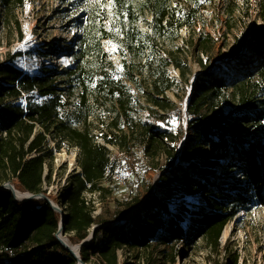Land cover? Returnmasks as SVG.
Returning a JSON list of instances; mask_svg holds the SVG:
<instances>
[{
  "label": "trees",
  "instance_id": "obj_1",
  "mask_svg": "<svg viewBox=\"0 0 264 264\" xmlns=\"http://www.w3.org/2000/svg\"><path fill=\"white\" fill-rule=\"evenodd\" d=\"M171 1L114 0L116 13H127L129 29L135 27L130 32L125 31L122 43L127 50L123 53L124 77L136 86L135 94L140 90L141 81L145 82L143 97L148 119L135 122L132 118L131 105L135 94L122 82L110 86L114 105L118 106L119 118L131 133L136 127L140 129L144 139L139 145L144 146L146 156L151 152L166 154V166L160 172L170 168L177 159L176 145L170 147L168 142L173 140L168 139L166 127L174 116L180 117V110L166 95L174 86L167 69L175 67L187 80L190 69L188 57L182 54V46L190 47L191 55L205 68L200 56H208L214 44L211 35L189 36L181 47L176 46L167 54L160 50L157 57L155 47L167 40L174 43L183 28L191 27L198 9L195 5L213 0H194L195 5L187 11L173 7ZM24 3L25 0H0L7 27L18 26L17 11ZM232 11L233 8L229 7L228 13ZM148 13L151 32L143 35L136 24ZM120 26L125 29L124 24ZM169 31L172 34L167 37ZM79 46V59H84L90 51L85 43ZM96 46L101 48L99 42ZM254 50L255 64L245 65L241 78L225 79L203 69L189 101L186 113L188 139L177 167L159 177L155 191L147 200L150 211L144 217L131 225L95 231L92 242L80 252L84 264L92 263V257H97L96 264H118V253L125 247L152 250L154 245L168 248L199 238L209 247L218 249L226 226L239 209L264 206V40L256 41ZM13 59L0 63V185L12 182L17 190L46 195L43 190L44 167L50 151L43 146L49 131L46 124L58 115L59 99L54 97L58 89L52 85L49 76L34 77L23 73L13 65ZM138 64L147 67L145 73L135 71ZM36 89L53 98L40 106L29 103L23 107L14 103L23 94ZM229 89L237 105L227 113L221 109L212 115L203 113L210 106H218ZM37 125L43 131L36 132ZM240 126L246 131L238 132ZM114 129L118 130L117 125ZM67 130L69 140L80 149L82 173L74 176L63 198L68 205L63 231L64 235L72 234L73 240L81 242L90 235L92 227L108 223L97 221L93 215L96 209L84 193L103 190L100 184L110 168V158L106 147L96 145L87 131ZM178 133L180 139L182 126ZM106 141L116 143L113 138ZM177 141L178 138L175 144ZM153 173L150 172V178ZM226 175L230 176L225 179ZM169 180L177 182L182 197L201 193L211 199L210 204L194 211L184 205L173 209L170 198L174 191L165 187ZM54 203L58 205L59 200ZM125 215V211L121 212L117 219ZM61 219L45 199L17 201L10 192L0 191V264H78L57 241ZM187 219L188 229L183 225ZM161 256L165 259V250L161 251ZM172 260L175 262L174 257Z\"/></svg>",
  "mask_w": 264,
  "mask_h": 264
},
{
  "label": "rangeland",
  "instance_id": "obj_2",
  "mask_svg": "<svg viewBox=\"0 0 264 264\" xmlns=\"http://www.w3.org/2000/svg\"><path fill=\"white\" fill-rule=\"evenodd\" d=\"M226 1H202L198 5L194 0L171 1L172 6H178L179 10L187 11L194 5L198 9L191 27L183 28L174 43L167 40L161 43L162 46L155 47L154 54L158 57L160 50L162 54H167L176 46L181 47L186 43L189 36L197 37L199 34L211 35L214 44L208 56H200L205 68L196 62L190 47L182 46V54L188 57L190 69L187 80L180 76V71L175 67L167 69L174 86L166 95L180 110V117L174 116L166 127L168 139L173 140L168 142L170 147L176 145L177 159L163 172L159 170L166 166V154H144V146L139 145L144 139L143 134L138 127L131 133L123 124L110 90L112 83L117 85L122 82L130 87L132 93L136 91V86L128 83L124 77L123 53L127 52L122 44L124 34L135 28L129 29L127 13H116L114 0H25L24 6L17 11L18 26L12 28L7 27L4 8L0 5V63L14 57L13 65L16 68L34 77L49 76L52 85L58 89L54 95L59 99L58 115L46 124L49 131L43 148L50 152L44 167L43 190L51 204L59 200V204L55 205L62 211L61 216L62 213L67 215L68 205L63 198L74 176L82 173L80 149L69 140L67 129L87 131L96 145L106 147L109 152L110 168L100 184L103 190L84 193V197L96 209L93 215L97 221L108 222L94 227L131 225L150 211L147 200L155 191L159 177L177 167L186 145L188 132L184 109L198 76L206 69L208 73L225 79L241 78L244 66L255 64L254 44L264 40V0ZM229 7L233 8L232 13H228ZM150 22L148 13L140 18L136 28L143 35H150ZM123 24L125 29L120 26ZM171 34L169 31L166 36ZM98 42L101 48L96 46ZM82 43L90 53L84 59H79L78 50ZM146 70L147 67L142 64L135 68L136 72L145 73ZM144 89L145 82L141 81L140 90L134 93L131 116L135 122L148 119ZM231 91L229 89L226 96L221 98L218 106H210L203 113L212 115L220 109L224 113L231 110L238 103ZM52 98V95L44 96L36 89L23 94L14 103L23 107L29 103L40 106ZM114 125L118 130L114 129ZM180 126L183 127V135L179 139ZM237 129L242 133L246 131L241 126ZM41 131L43 128L37 125L36 132ZM124 133H127L126 137ZM114 135L118 137L114 138ZM110 138L114 139L115 145L107 143L106 140ZM151 171L154 173L150 178ZM165 187L174 191L170 198L173 209L184 205L189 211H194L210 204L211 199L201 193L182 197L175 180L167 181ZM137 208L139 211L129 221L117 219L121 212L125 211L127 215ZM188 224L189 219L183 223L186 229L189 228ZM99 236L103 237L101 232ZM65 237L74 244H80L73 240L72 234ZM154 246L152 250L125 247L118 253V264H264V206L239 209L226 226L218 249L209 247L201 238L168 248ZM163 250L167 253L165 259L161 256ZM96 262L97 257H92V263L88 264Z\"/></svg>",
  "mask_w": 264,
  "mask_h": 264
},
{
  "label": "water",
  "instance_id": "obj_3",
  "mask_svg": "<svg viewBox=\"0 0 264 264\" xmlns=\"http://www.w3.org/2000/svg\"><path fill=\"white\" fill-rule=\"evenodd\" d=\"M189 99H190V96L185 104V109H184V117H185V122L187 124V116H186V113H187V110H188V106H189ZM8 185H10V187H8ZM11 188V189H10ZM0 191H8L12 194V196L17 200V201H28L30 199H45L47 200V198L45 197V195H34V194H31L27 197H23V198H19L15 191H16V188L14 186V184L12 182H7L5 183L4 185L0 186ZM47 202L51 205V207L53 208L54 211L58 212L59 214L62 212L57 205L55 204H51V202H49L47 200ZM57 207V208H55ZM64 213H62V216H61V221H60V224H59V231L56 235L57 237V241L61 244V246L67 250L78 262V264H84L81 259H80V252H81V249L82 247L84 246H88L91 242H92V239L94 237V234H95V231L99 228H103V227H107L108 225H102V226H97V227H94L90 233V235L83 241L80 242V245H79V251L78 252H74V251H71L70 249H68V247L66 246V243H65V235H64V231H63V220H64ZM125 217L122 218V221Z\"/></svg>",
  "mask_w": 264,
  "mask_h": 264
},
{
  "label": "bare ground",
  "instance_id": "obj_4",
  "mask_svg": "<svg viewBox=\"0 0 264 264\" xmlns=\"http://www.w3.org/2000/svg\"><path fill=\"white\" fill-rule=\"evenodd\" d=\"M8 187H10V185H8ZM11 189V188H10ZM16 195L19 197V198H23V197H27L29 195H31V193L29 192H22L20 190H17L15 191ZM140 208V207H139ZM139 208L137 209H132L126 216L125 218L123 219V222H126V221H129L132 217H134L135 214H137V212L139 211ZM65 239V243H66V246L68 247V249H70L71 251H74V252H78L79 251V245L80 244H74L72 243L70 240H68L66 237L64 238Z\"/></svg>",
  "mask_w": 264,
  "mask_h": 264
}]
</instances>
